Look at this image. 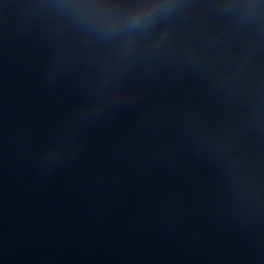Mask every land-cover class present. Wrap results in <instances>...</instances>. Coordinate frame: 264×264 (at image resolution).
Returning <instances> with one entry per match:
<instances>
[{
    "label": "water",
    "instance_id": "95a60500",
    "mask_svg": "<svg viewBox=\"0 0 264 264\" xmlns=\"http://www.w3.org/2000/svg\"><path fill=\"white\" fill-rule=\"evenodd\" d=\"M0 264H264V0H0Z\"/></svg>",
    "mask_w": 264,
    "mask_h": 264
}]
</instances>
